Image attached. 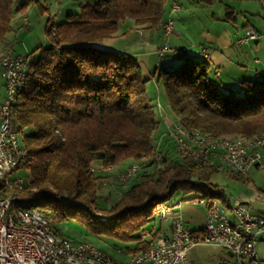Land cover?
<instances>
[{
	"label": "trees",
	"instance_id": "16d2710c",
	"mask_svg": "<svg viewBox=\"0 0 264 264\" xmlns=\"http://www.w3.org/2000/svg\"><path fill=\"white\" fill-rule=\"evenodd\" d=\"M41 1L47 9L49 0H0V44L13 30L15 14L25 13L30 3L42 7ZM79 1L78 11L62 22L46 20L47 44L35 47L31 58L27 55V73L10 106V123L26 149L25 163L15 168L29 170L30 189L65 193L80 203L63 205L82 208L58 207L47 197L38 200L29 189L28 198L18 204L39 211L55 233L54 222L74 218L95 234L133 241L134 254L149 247L159 227H153L149 238L142 227L156 218L158 204L172 202L174 192L182 194L180 201L222 198L210 183L218 172L212 166L179 159L168 143L159 144L162 163L155 160L156 152L160 156L155 134L160 121L148 82L161 83L170 117L181 126L213 136L254 137L264 135V77L224 87L211 78L207 59L184 53L147 78L133 55L103 45L126 19L143 29H157L169 0ZM196 2L207 5L212 0ZM126 159L151 161L116 202L101 207L103 169L117 168ZM100 211L106 221L97 215Z\"/></svg>",
	"mask_w": 264,
	"mask_h": 264
},
{
	"label": "built area",
	"instance_id": "2783aa9c",
	"mask_svg": "<svg viewBox=\"0 0 264 264\" xmlns=\"http://www.w3.org/2000/svg\"><path fill=\"white\" fill-rule=\"evenodd\" d=\"M179 8L180 6L171 4L170 12H177ZM173 31V19L169 17V23L166 28H162V34L169 37ZM259 36L260 34L256 30L250 29L247 35L240 39V42L255 40ZM182 51L184 50L170 43H165L160 47L161 55L173 57ZM205 51V48H202V52ZM26 59L27 55H14L13 53L2 55V59H0V72L4 79V96L0 103V112H4V126H0V178H6V183L8 180L17 179V176H11L16 169L12 168V159H21V163L26 161V158L21 155L20 145L15 143V135L11 134L8 116L5 113L6 89L11 86L12 81L18 80ZM216 75H218L217 71ZM172 127H176V125L170 121L166 126L165 134L172 140L174 152L180 159V149L183 147L178 143V135L183 134L180 129L179 134H172ZM216 149H225V156L218 157L227 158V163L245 164L246 175L252 167L264 170V146H259L247 153H240L239 147L229 148L217 145L216 148H213L215 154ZM226 149H233V156H226ZM190 150H192V155H201L194 152V149ZM160 156L162 160V153ZM204 156L206 158V155ZM2 166H9V173H2ZM143 167H145L144 164L141 167L127 169L121 176L124 179H134V176L142 172ZM191 202L206 208L205 219L198 235L193 234L176 211L180 202L169 201L167 204H161L154 209V215L159 216V222L170 221L171 235L165 236L158 231L152 238L149 247L132 254L125 260V264H192L187 253L192 246L197 244L199 238H207L210 243L226 250L232 258L238 257V254H245L246 264H264L257 251V244L261 237H264V216L254 213L250 205L240 198L231 202L230 206H223L216 200H203L199 197L192 199ZM7 204L8 202L0 201V264H66V260H55L53 256L47 255L38 242L33 240L34 232H26L10 226V222L5 218V205ZM20 210L23 213V219H29L26 208H20ZM35 232L40 231L35 229ZM43 234L48 237V233ZM62 250L67 255L79 258L80 264H83V257H87V255L79 256L77 249L62 247Z\"/></svg>",
	"mask_w": 264,
	"mask_h": 264
},
{
	"label": "crops",
	"instance_id": "0c3cea01",
	"mask_svg": "<svg viewBox=\"0 0 264 264\" xmlns=\"http://www.w3.org/2000/svg\"><path fill=\"white\" fill-rule=\"evenodd\" d=\"M89 1L92 2L94 0ZM192 1L206 7L209 6L210 8L214 1L223 3L225 5L223 8V21L227 24L221 27L210 24L198 30L200 32H196V28L192 31V29H189L192 25L188 22L187 18H193L195 13H190L189 9H183L182 5V2H190V0H169L168 11H166L170 13L171 3L177 2L180 8L175 13L180 18V26L183 27L180 32L175 31V35L169 38L172 45L184 50L186 56L207 59L210 63L211 78L221 83L224 87L232 86L235 88L238 82L243 79L252 80L264 77V59L257 56V53L264 49V42L260 41V38L264 35L261 34V28H264V0H212V3L207 5L198 3L196 0ZM234 3L236 5L238 3L242 5V9H238L237 11V8L232 5ZM167 12H165V15ZM237 12L249 14L250 16H254V18L243 16L244 19L239 21ZM165 15L163 20H165ZM256 15H258V18ZM209 16L214 21L217 14L212 11L209 12ZM134 27V32L138 36L135 35L127 40L128 34H126L124 29L119 28L112 38L105 41L103 48L120 52L125 51L133 55L147 78H151V74L154 71L158 72L160 68H169L175 64L173 63L172 56L161 55L159 46H155L154 38L156 33L162 34L160 28L148 30L135 25ZM184 29L190 30L191 33L196 35H188L187 32L184 33ZM250 29L256 30L260 36L255 40H248L245 43H241L240 39L246 36ZM121 43L123 45H120ZM202 48H205L206 51L202 52ZM8 50H12V44L9 43V39L6 36L5 42L0 44V56ZM14 55L20 54L14 53ZM216 71L218 75H216ZM3 84L4 79L0 72V91L2 93L0 95V103L4 96ZM158 105L161 108L160 111L161 114L163 113L162 117L167 126L173 120L164 111L165 109L160 102H158ZM227 175L229 178L238 182L243 180L248 181V178L246 179L242 175ZM248 176L250 183H252L251 187L252 189L255 188V191L251 192L247 190L249 195L245 193L243 196L240 195L239 198H243L250 205V200H247V197L250 198L255 195L260 197V194L264 197V170L252 167L248 172ZM212 185H216L222 193V198H215V200L221 205H229L231 202L225 190L217 184ZM250 207L254 213L264 216V206ZM176 211H178L193 234L198 235L205 219L206 208L202 205L193 204L190 200H185L181 201L180 205L176 207ZM158 227L159 231L165 236L171 235L170 221H162ZM257 251L262 263H264V237H261L259 240ZM187 254L192 264H234L233 258L226 250L212 243H197L188 250Z\"/></svg>",
	"mask_w": 264,
	"mask_h": 264
},
{
	"label": "rangeland",
	"instance_id": "374dc122",
	"mask_svg": "<svg viewBox=\"0 0 264 264\" xmlns=\"http://www.w3.org/2000/svg\"><path fill=\"white\" fill-rule=\"evenodd\" d=\"M79 2H80L79 0H49L47 2L48 4L46 5L47 9H43V7L45 8V5H44L45 3L43 1L40 2L42 4V7H39L38 4L30 3L29 6L27 7L26 12H25L26 14L25 13L15 14L14 19L12 21L13 30L7 34V38L9 39V43L12 44V50L11 51L13 52V54L14 53L20 54L22 56L28 55L29 58H31L32 57V50L35 49V47H37L39 45L47 44V37L45 34L46 20L49 18V23H53V24H57L59 22H62L63 20L66 19V16L68 14L75 13L78 11ZM175 3H177V2H175ZM171 4H173V2ZM182 5H183V9H189L190 13H195L193 18H187L188 22L191 23V25H192L191 27H189V29L190 30L192 29V31L195 30V28H196V32H197L198 30H201V28L206 27L207 25H210V24L215 25L217 27H221V26H224L225 24H227L223 21V17H224V9L223 8L225 5L221 2H218V1L215 2L214 1L211 8L209 6L206 7L204 5L197 4L192 0H190V2H182ZM232 5H234L235 8H237V11H238V9H242V5H240L239 3H238V5H236L235 3ZM195 6H197V7H195ZM166 10L168 11V9H166ZM212 11L217 14V16H215L216 19L214 21L209 16V12H212ZM236 14H237L239 21H242L244 19L243 16H247V17L252 18V19L254 18V16H250L249 14H245V13L241 14V13L237 12ZM256 16L258 18V15H256ZM24 17L27 18L26 22L23 21ZM169 17H172V19H173L174 31H173L172 35L174 36L175 31L180 32V30H182L183 27L180 26L181 25L180 18H178L176 16L175 12L174 13L167 12L165 15V19H168ZM26 18H24V19H26ZM132 22H133L132 20L126 19V20L120 22L118 25V29L119 28L124 29L126 31V34H128L127 40H129L130 38H132L135 35L138 36V34H136L134 32L135 27H134V24ZM176 24H178V25H176ZM159 26H160V24H159ZM159 26H158V28H159ZM190 30L184 29V33L187 32L188 35H193L194 33H191ZM198 32H200V31H198ZM261 34H264V28H261ZM194 35H196V34H194ZM171 36L165 37V36H163V34L156 33L154 41H155V46L156 45L159 46V52H160V47L163 44L170 43L172 45L171 41H169V38ZM260 41L264 42V35H262V37L260 38ZM120 45H123V43H121ZM257 56L259 58L264 59V49H262V51L260 50L257 53ZM172 59H173V63H176L181 58L180 57H173ZM146 87H147V92L149 93V96L151 97L153 104H155L154 110L156 112V116H157L158 120L160 121L159 128L155 133L156 134V140L158 141V143H157L158 150H159V152L161 150V149H159L160 148L159 144L164 145L165 143H168L170 145L172 144L171 146L174 149V145H173L172 140L169 139L168 137H166V134H165V132L167 131L166 122H165L164 118L162 117L163 113L161 114V111H160L161 108L158 107V104H157L158 102H160L165 109L164 111L170 115L171 110L169 108V105H168V102L166 99V95L163 91L162 85H161V83L155 84V83L149 81L148 84L146 85ZM0 95H2L1 91H0ZM0 121H1V119H0ZM171 123L175 124L176 122L171 121ZM232 135L236 136V134H225V135L223 134V135H218V136H232ZM242 137H244V136H242ZM155 149H157V147ZM173 152H174V150H173ZM160 155H161V152H160ZM159 158H161V156H159ZM149 161H151V160L134 161L132 159H126V160H122L120 162V164L117 165L118 166L117 168H113L112 166H108V167H112V169H107V167L104 168L103 171L106 172V174H105V177L103 178L101 188L98 191V194L100 195L98 202L101 204V207L107 208L110 205H112L114 202H116V200L120 196V191L127 188L129 186V183H131V181L133 180V179L129 180L128 183H123L122 181H119L117 179V177H118V174H120V172L125 170L132 163L143 162V163H145L144 165H146V163H148ZM186 162H188V161H186ZM161 163H162V160H161ZM160 165L161 164H159L158 166H160ZM120 166H122V167H120ZM152 169H153V167L150 168V170H152ZM106 170H108V171H106ZM224 170L225 169L222 168V170H218V172L212 174L210 177V183L217 184L219 187L223 188L225 190L227 196L229 197L230 202H233L235 199L239 198L240 195L243 196V194H245V193L248 194L249 192H247V190H249L251 192L255 191V188L253 187L254 189H252V187H251L252 183H250L248 175L240 174V175L244 176V178H246V179L248 178V181L243 180V181L238 182V181H235V180L229 178V176L227 175V174H229V172L226 173V171H224ZM2 173H9V166H2ZM11 176L12 177L17 176V178H22V179H26V178L28 179L29 178V181H28L29 183L27 185L28 187H25L22 190V192H20L22 197L27 199L29 196L27 194V190L28 189L31 190L30 189L29 170L27 168H24V167L16 168L14 170V172L11 174ZM33 192H34L33 198L40 200L39 198L47 197L48 199L46 201H49L52 203L54 202L56 205H58V207H66L68 209L82 208V206H79V205L78 206H65V205H63V204H70L71 202L72 203H75V202L80 203L79 201L73 202L72 200L69 203L68 202L64 203L63 201H61L59 199V197L57 195L58 194H65V193H61V192L55 193V191L53 192L51 189H49V190H47V189H34ZM62 192H65V191H62ZM49 194L53 195V197L48 196ZM40 195H42V196H40ZM65 196L68 197V195H65ZM255 196H251L250 198H248V197L246 198L247 200H250V206H264V197H262L261 194H260V197H257V196L255 197ZM54 197H56V198H54ZM181 198H182V194L179 191H176L171 196L170 200H172V202L176 201V202L181 203V201H180ZM199 198H206V197H199ZM53 199L56 200V202L53 201ZM213 199H215V198H213ZM240 199H242L244 202H246L243 198H240ZM57 201L61 204H59ZM96 213L99 217H105V218L107 217L106 213H104L102 211L96 212ZM105 221H106V219H105ZM153 221H154L155 225L153 224ZM101 222H104V221H101ZM159 223L160 222L157 220V217L154 220H151L150 222L146 223L142 227L143 230L145 231V233L143 234L144 237L149 238L150 237L149 232L153 231V227H154V229H156L158 227ZM53 227L56 230L57 234L64 236V237H67L71 240L88 241L92 245H94L98 250H100L101 252H103L104 254H106L107 256H109L115 260L123 261V260L128 259L132 255L131 249L135 248V244L133 241H122V240H120L114 236H111V235L95 234L83 222L76 220L74 218H67V219L58 220V221L53 223ZM138 234H140V233H138Z\"/></svg>",
	"mask_w": 264,
	"mask_h": 264
},
{
	"label": "bare ground",
	"instance_id": "6f19581e",
	"mask_svg": "<svg viewBox=\"0 0 264 264\" xmlns=\"http://www.w3.org/2000/svg\"><path fill=\"white\" fill-rule=\"evenodd\" d=\"M172 6H179L177 3L173 2ZM169 23V18L163 20L160 23L159 28H166ZM12 53L10 50L6 51L2 55ZM184 52H180L177 55H183ZM2 55L0 59H2ZM27 73V62L24 64V67L21 69V75L18 77V80L12 81L11 86L6 89L5 96V113L8 116V124L11 130V134L15 135L16 145H20L21 155L26 158V149L23 147L21 140L18 134L15 132L14 128L10 123V106L14 102L15 94L17 90L21 88L24 83ZM0 126H4V112H0ZM176 127H172V134H179V129L182 130L183 135H178V143H180L183 149H180V156L184 157L191 164L197 166H212L217 170L231 171L236 174H246V165L242 163H227V158H222L218 156H225V149H216V154L213 153V148H216L217 145L221 147L237 148L239 147L240 153L250 152L252 149H257L259 146H264V135L254 136V137H242L238 135L232 136H213L209 134H203L195 129H188L181 126L178 123H175ZM201 155H192V150ZM206 155V158L205 156ZM226 156H233V149H226ZM155 160H159V154L155 153ZM21 164V159H12V168ZM143 166L141 163H133L125 170L118 174L117 179L123 183H128L129 180L133 178H122L121 174L127 169L134 167ZM222 166V167H220ZM107 169H112V167H107ZM143 170V168H142ZM108 171V170H106ZM117 175V174H116ZM138 176V175H137ZM137 176H134L137 177ZM29 178L22 179H12L8 180L6 183V178H0V201L8 202L5 205V218L10 222V226H13L15 229H20L26 232H34L33 240L38 242V245L41 246V249L47 252V255L53 256L55 260H66V264H80V259L76 258L74 255H67L62 250V247H67L68 249H77V254L83 257V264H125V260L119 261L115 260L100 250H98L94 245L88 241H76L71 240L67 237L61 236L55 233L49 222L39 211L33 208H28L18 204L19 201H22L26 198H23L20 194V190L28 187ZM197 182V181H195ZM127 185V184H126ZM125 185V186H126ZM33 189V188H32ZM31 189V190H32ZM54 192V191H53ZM56 193V192H55ZM50 195V194H49ZM66 194H58L57 196L64 203H69L70 200ZM42 196V195H40ZM53 197V195H51ZM19 198V199H18ZM56 198V197H54ZM58 199V198H57ZM203 200H215L211 198H201ZM217 202V201H216ZM168 202H161L158 204H167ZM157 206V207H158ZM223 206H230L223 205ZM156 207V208H157ZM20 208H26L27 216L29 219H23V213ZM36 210V211H35ZM159 220V216H155ZM105 217H102L101 220H104ZM35 229L40 232H35ZM43 233H48V237L44 236ZM197 243H210V240L207 238L197 239ZM234 264H246L245 254H238V257L233 258Z\"/></svg>",
	"mask_w": 264,
	"mask_h": 264
}]
</instances>
